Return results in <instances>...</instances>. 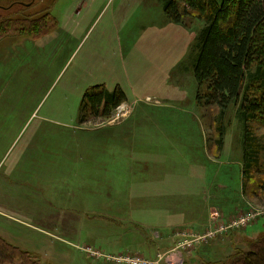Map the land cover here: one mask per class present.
Listing matches in <instances>:
<instances>
[{
	"label": "rangeland",
	"instance_id": "1",
	"mask_svg": "<svg viewBox=\"0 0 264 264\" xmlns=\"http://www.w3.org/2000/svg\"><path fill=\"white\" fill-rule=\"evenodd\" d=\"M160 3L38 0L26 13L49 9L54 29L38 38L12 31L0 38V237L37 255L39 264H105L91 259L89 248L141 255L156 264H203L246 250L249 240L264 234V195L257 185L263 181L264 127L252 128L259 172L244 184L238 105L224 114L223 144L216 152L218 110L195 101L190 59L203 24H171ZM14 11L0 10V17H13ZM176 41L173 57L166 46ZM126 48L128 68L122 64ZM114 78L126 83L129 112L116 121L111 115L80 123L84 92ZM155 144L156 162L172 159L175 165L147 168L173 175L176 204L165 196L169 186L163 199L159 193L144 195L148 185L161 181L124 180L139 177L143 155H154L138 145ZM94 199L98 206L92 208ZM130 203L173 206L177 221L169 223L168 214L137 213L139 207ZM242 214L254 217L214 241L180 237L200 235Z\"/></svg>",
	"mask_w": 264,
	"mask_h": 264
},
{
	"label": "trees",
	"instance_id": "2",
	"mask_svg": "<svg viewBox=\"0 0 264 264\" xmlns=\"http://www.w3.org/2000/svg\"><path fill=\"white\" fill-rule=\"evenodd\" d=\"M38 0H0V10L15 9V15L0 17V38L9 31L38 38L53 30L56 21L49 9L27 14ZM167 22L180 25L184 19L202 22L190 59L197 91V106L218 110L215 128L216 152L223 144L222 119L232 104L238 105L242 126V179L250 182L259 172V150L252 131L264 127V0H159ZM24 15H21V14ZM10 16V15H9ZM13 28V29H12ZM11 29V30H10ZM126 101L121 87L108 91L104 85L88 88L80 102V123L108 119ZM263 181L258 189L264 195ZM39 257L7 243L0 237V264H39ZM182 264H190L184 261ZM203 264H264V234L247 242L223 261Z\"/></svg>",
	"mask_w": 264,
	"mask_h": 264
},
{
	"label": "crops",
	"instance_id": "3",
	"mask_svg": "<svg viewBox=\"0 0 264 264\" xmlns=\"http://www.w3.org/2000/svg\"><path fill=\"white\" fill-rule=\"evenodd\" d=\"M118 46L122 50L123 42H120V44H118ZM166 47H167V53L168 54H172L173 53V57H175L177 55L178 48H179V44L177 43V41H176V43L169 44ZM123 53L125 54V57L122 55V64H123V66L125 68H128L129 67V53H128V49L126 48V51L123 52ZM168 57H169L168 63H170L172 56L169 55ZM124 62H125V65H124ZM107 83H108V85L106 83H102V84H99V85H104L105 88L108 91H112L116 86L121 87V89L125 93L126 100H127V94H126V92L124 90V86H125L126 83H123V81H118L116 78L111 79ZM155 145L156 146L153 147L152 149L140 148L139 147L140 145H138L137 149L140 150L141 152H144V153H152L154 155H151V154H148V155L144 154L143 155V160H140L139 161V164H138L139 166L142 167V168L138 167V170H137V173H138L139 177L138 176H136V177L133 176V177L125 178L124 180L126 182H128V183L133 182V181H137L138 179H140L139 181H143V182H146V181H150V182L159 181L160 182L161 181V185H156V186H154V185H148L147 186V189L144 190V195H150V193H159L160 199H163L162 196L164 197V195H160V194L162 193V191H165L167 189L166 186H169V191L165 192V194H166L165 196H171V197H173L174 198V204H176L175 203V193H176V189H175V183H174L175 181H174V179L172 177L173 175L172 174L171 175L166 174L165 176L162 177V170L156 169V168H154V167L151 166L150 168H154V174H153V172L150 171V168H147V165L148 164H151V165H154V166H163V167H165L164 170H172V167L175 165L173 163L172 159L169 160L164 165L158 164L156 162V159H158V156H159V154H158V147H157L158 144H155ZM92 149L93 148H91L89 150L92 151ZM86 150H88V149H86ZM150 150H152V151H150ZM148 158H152V159H155V160H154V162H151V160L148 159ZM88 159L89 158H85V159H81L80 160V170H82V168L85 167L84 164L87 163V160ZM93 164H96V163H93ZM89 166L91 167V164ZM90 170H92V169H90ZM81 176H83V174L80 175L79 177H81ZM142 177H144L145 180H142ZM151 177H154V180H151ZM156 177H159V178H156ZM161 177H162V180L160 179ZM83 178H85L86 179L85 181H87V177L86 176H84ZM91 182H93V184H96V182H94V181H91ZM162 185H165V186H162ZM172 187L174 188L173 190H172ZM89 204H90V206L92 208H95V207L98 206V203H97V200L96 199L90 200ZM150 204H152V203H150ZM130 206L139 207V209H135L137 213H149V214H155V215L168 214V215H170V217H169V223H171V224L172 223H175L177 221V218H176V215H175V211L176 210L174 211L175 207H173V206L170 207V208H168V207H164L162 205H159L158 203H155L153 205V207H152V205H149L147 207H145V206H137V205L132 204V203H130ZM154 220L157 221V219H154ZM157 224H160V223L158 222ZM151 241L153 242V240H151ZM188 260L189 259H184V261L190 263ZM184 261H182V263Z\"/></svg>",
	"mask_w": 264,
	"mask_h": 264
},
{
	"label": "built area",
	"instance_id": "4",
	"mask_svg": "<svg viewBox=\"0 0 264 264\" xmlns=\"http://www.w3.org/2000/svg\"><path fill=\"white\" fill-rule=\"evenodd\" d=\"M129 105L121 103L115 108L112 113V121L123 118L129 111ZM254 214H242L229 222H222L215 225L213 228L207 229L200 235L193 236L190 233L184 234L180 237H193L192 241L195 243H207L217 237L226 236L229 233L235 232L248 225ZM214 219H217V215ZM91 259L101 261L105 264H156L154 260L145 259V257L131 254L108 255L94 249H87Z\"/></svg>",
	"mask_w": 264,
	"mask_h": 264
}]
</instances>
